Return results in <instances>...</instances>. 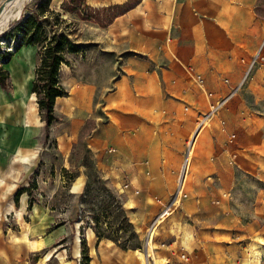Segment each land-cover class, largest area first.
<instances>
[{"label": "rangeland", "instance_id": "rangeland-1", "mask_svg": "<svg viewBox=\"0 0 264 264\" xmlns=\"http://www.w3.org/2000/svg\"><path fill=\"white\" fill-rule=\"evenodd\" d=\"M64 1L59 3V0H52L49 10L55 14L47 11L46 16L38 19L44 24L49 38L54 34L66 33L79 48V51L67 54L69 64H62L60 69L59 80L67 90L64 95L67 96L69 88L77 84V73L81 79H88L93 74L107 78L110 73L115 75L121 71L109 68L105 63L109 57L108 44H113L109 42L105 30L121 13V9L103 7L98 3L91 5L88 0H75L63 5ZM37 2L27 0L21 15L0 31V65L9 74L5 85L0 82V88L10 107L1 111V108L6 109V105L2 104L0 96V112L12 111L13 114L7 113L10 116L0 120V141L10 144L18 136L25 141L13 153L7 149L1 151L2 160L9 164L0 181V194H4V197L0 196V201L5 206L4 211L7 195L13 192L16 195L22 188L29 195V205L45 192L54 195L51 204H67L70 212L66 219L68 233L65 234L67 239L63 247L67 248L65 258L75 259V262L68 264H123L124 252L135 253L140 264H144L138 251L146 254V235L152 230L154 237L148 251L155 257L156 264L168 261L173 264L193 263L196 258H203L202 264H264V97L257 98L250 90V78L240 94L225 107L227 122L236 137L231 140L213 122L201 135L197 146H204V153L216 163L217 169L205 175V182L198 181L195 175L200 166L196 161L192 163L187 185L189 195L182 200L180 208L194 203V213L180 211L184 215L180 218L178 208L156 229H151L161 212L157 214L149 210L150 206L156 204L155 200L151 197L146 199L143 191L139 194L132 189L123 192L122 185L102 169L103 164H97L81 140L75 143L70 152L73 166L61 165L63 156L57 135L68 125L74 127L73 122L68 121L69 117H60L57 98L54 121L46 127L38 96L33 92L41 48L29 45L33 48L24 51V46L17 53L18 38L7 35L18 22L33 14L38 8ZM65 8L74 10L67 11ZM260 9L264 15L263 4ZM81 12L83 15H80ZM9 53H13L10 62L5 59ZM99 57L105 59V64L95 69L96 65H92V62ZM80 182H84L82 193L72 194L70 191L78 189ZM194 184L209 191L200 194L194 191ZM176 187L177 181L174 191ZM173 194L163 198L162 209ZM139 207L141 210L137 212ZM30 210L31 207L27 213H19L17 218L4 215L3 231L6 237H12L17 243L22 245L24 242L30 248L39 249L45 246V235L48 236L61 221L57 219L45 227L44 216L33 217ZM185 217L190 219L185 220ZM184 223H187L185 232ZM56 236L51 244L52 251L61 237ZM182 236L183 245L173 244L168 248L177 258L168 260L158 254L160 247H166L174 239L180 238L181 241ZM35 238L39 240L31 241ZM77 246H80L81 256L76 258ZM42 253L31 252L28 256L20 253L13 264H67L64 257L58 255L56 259L52 258V253H48L51 260L47 261L48 254L43 256ZM182 254H186V258Z\"/></svg>", "mask_w": 264, "mask_h": 264}, {"label": "crops", "instance_id": "crops-1", "mask_svg": "<svg viewBox=\"0 0 264 264\" xmlns=\"http://www.w3.org/2000/svg\"><path fill=\"white\" fill-rule=\"evenodd\" d=\"M5 1L0 0V5ZM88 3L121 9L105 30L109 42L113 43L108 44V62L103 57L92 62L95 69L107 63L109 68L121 71L115 75L110 73L107 78L93 74L88 79H81L77 73V84L69 88V95L58 97L60 117H69L68 121L74 125H68L57 135L63 156L61 165L73 166L70 152L81 140L97 164H103L102 169L117 182L127 175L133 185L130 190L138 188L146 199L153 198L156 204L149 210L158 214L162 210L159 201L163 202L175 192L186 142L196 129L197 119L209 109L205 90L224 96L242 81L251 58L264 41V17L257 13V0H88ZM31 48L25 46L22 50ZM195 75L202 76L204 86L195 80ZM226 78L229 83H225ZM250 80V90L257 98H263L264 64L252 71ZM0 96L2 104L6 105L1 111L9 110L1 88ZM7 113L13 116L12 111L0 112V120L8 118L10 114ZM221 115L227 122L225 108ZM213 123L230 138L229 122L226 129L216 120ZM21 139L18 136L10 144L0 141V181L9 166L2 160L1 151L15 152L25 142ZM198 146L193 162L196 161L200 170L195 176L198 181L205 182V175L217 166L204 153V146ZM111 148L115 152H109ZM24 164L28 165V162L24 161ZM83 183L70 192L82 193ZM200 186L194 184V191L203 195L209 191ZM26 193L21 194L18 202L14 192L7 195L5 211L0 201V264H13L20 253L28 256L36 251H42L43 256L52 253L55 259L58 255L65 258L67 248L63 243L67 239L66 219L70 208L67 204H51L54 197L51 192L39 194L37 201L29 205ZM0 196L4 197V194ZM29 207L31 216H44L45 227L57 219L61 221L48 236L45 235V246L39 249L30 248L24 242L21 245L12 237H6L3 231L4 215L17 218L19 213H27ZM140 210L139 207L137 212ZM194 210V203H189L177 214L180 211L193 214ZM179 216L184 217L183 213ZM187 219L190 218L185 217ZM186 225H183L184 232ZM56 235L61 237L52 251L51 244ZM35 240L39 239H31ZM80 242L81 239L78 244ZM183 243L184 236L181 241L174 239L157 252L174 260L177 256L168 248ZM77 250L76 258L81 256L80 246ZM46 260H51L50 254L46 255ZM193 261L190 263L202 264L204 259ZM65 262L73 263L75 259L65 258ZM123 264L140 262L135 253L124 252Z\"/></svg>", "mask_w": 264, "mask_h": 264}, {"label": "trees", "instance_id": "trees-1", "mask_svg": "<svg viewBox=\"0 0 264 264\" xmlns=\"http://www.w3.org/2000/svg\"><path fill=\"white\" fill-rule=\"evenodd\" d=\"M52 0H38L36 4L38 8L33 11V14L26 16L22 21L18 22L7 33L8 36L18 38L16 42L17 52L24 46L38 45L41 48L40 63L36 69V79L33 83V92L38 96V103L41 111L45 115L46 127L51 126L54 121L55 103L58 97L64 96L67 93L66 88L59 80L60 69L62 64H69L67 58L68 53H75L79 48L70 40L66 33L54 34L48 37L44 28V24L39 22V17L46 16V12L55 14L50 11L49 7ZM75 0H65L63 5ZM264 6V0L257 1V13L261 16V5ZM67 11H72L74 8H65ZM80 14V13H79ZM80 15H83L82 12ZM60 16V15H59ZM92 16V15H91ZM87 17H90L88 15ZM62 18H59V20ZM66 22L65 20H63ZM25 48V47H24ZM13 53H9L5 59L10 62ZM8 72L0 65V82L5 85L8 79ZM26 189H20L15 195V201L18 202L19 195L25 192Z\"/></svg>", "mask_w": 264, "mask_h": 264}, {"label": "built area", "instance_id": "built-area-1", "mask_svg": "<svg viewBox=\"0 0 264 264\" xmlns=\"http://www.w3.org/2000/svg\"><path fill=\"white\" fill-rule=\"evenodd\" d=\"M264 64V41L253 55L249 62L248 69L242 79V81L236 85V87L232 88V90L226 94L225 96H217L215 92L205 90L206 97L209 100V109L206 113L202 114L197 119V126L194 130L193 134L186 142V152L184 155V159L182 161L178 177H177V187L176 191L173 194L172 199L167 203L163 204L164 207L161 212L158 214L156 219L152 224L151 229H156L162 221L170 215V213L174 212L178 208L181 207V202L184 198L188 197L189 192L187 190V185L189 181L190 171L193 163L194 153L197 148V144L199 139L205 129L212 124L213 121H218L223 129H226V119H224L221 115L222 110L227 106V104L241 91V89L245 86L248 79L251 77L252 71L259 65ZM195 80L201 85L204 86V81L202 76L195 75ZM225 83H229V79H224ZM236 137V134H230V139L233 140ZM109 152H115L114 148H111ZM122 185V191L125 192L129 190L133 185L132 182L128 179L127 175L122 176V181L120 182ZM135 194H139L141 192L140 189L134 188ZM162 204V201H159ZM146 242L150 241L148 238V234L146 235ZM154 240V238H153ZM165 245V244H164ZM183 258H186V254H182ZM145 264H156L155 257L146 252V262ZM165 264H173L172 262H166Z\"/></svg>", "mask_w": 264, "mask_h": 264}, {"label": "bare ground", "instance_id": "bare-ground-1", "mask_svg": "<svg viewBox=\"0 0 264 264\" xmlns=\"http://www.w3.org/2000/svg\"><path fill=\"white\" fill-rule=\"evenodd\" d=\"M26 1L27 0H7L5 1V3L1 7V12H0V31L4 30L11 21L18 18L21 15ZM152 237H154L153 230L150 231L148 234V238L150 239V241ZM150 241L148 242V244L146 242L147 251L149 250ZM138 254L141 255L140 256L141 262L145 264L146 262L145 252L142 250H139ZM148 254H149V251H148Z\"/></svg>", "mask_w": 264, "mask_h": 264}, {"label": "water", "instance_id": "water-1", "mask_svg": "<svg viewBox=\"0 0 264 264\" xmlns=\"http://www.w3.org/2000/svg\"><path fill=\"white\" fill-rule=\"evenodd\" d=\"M0 7H1V5H0ZM0 12H1V8H0Z\"/></svg>", "mask_w": 264, "mask_h": 264}]
</instances>
